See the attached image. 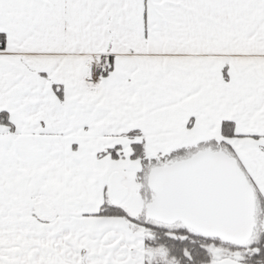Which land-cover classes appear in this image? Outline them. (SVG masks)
<instances>
[{"label":"snow or ice","instance_id":"6c2138e0","mask_svg":"<svg viewBox=\"0 0 264 264\" xmlns=\"http://www.w3.org/2000/svg\"><path fill=\"white\" fill-rule=\"evenodd\" d=\"M0 264H264V0H0Z\"/></svg>","mask_w":264,"mask_h":264}]
</instances>
